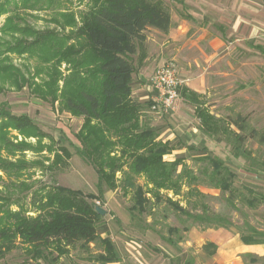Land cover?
<instances>
[{
  "label": "trees",
  "instance_id": "trees-1",
  "mask_svg": "<svg viewBox=\"0 0 264 264\" xmlns=\"http://www.w3.org/2000/svg\"><path fill=\"white\" fill-rule=\"evenodd\" d=\"M43 1L0 0V15L8 13L0 30L5 26L4 32L21 33L15 38V43L3 41L0 45L18 54L39 51L37 53L42 62L36 68V74L45 72V77L41 83L33 81L32 89L44 98L49 97L51 103L59 99L62 108L81 117L82 123L74 134L77 140L74 147L77 154L94 169L99 195L102 188L114 190L119 185L122 193L131 194V211L143 212L150 200H162L160 190L178 195L185 184L186 196L194 194L197 198L186 199L188 204L194 208L200 205L201 208L193 211L182 206L178 200L165 197L169 206L190 220V224L181 229L168 226L169 235L165 241L177 248L182 237L179 235L174 240L171 238L173 233L188 231L190 226H198L199 229L225 228V219L209 211L202 202L206 195L194 184L202 181L209 187L232 193L235 189L234 171L209 151L203 139L199 146L186 145L187 149L198 151L195 159L203 162L197 172L186 165L184 155L178 154L173 160H166L164 156L179 147L159 137V127L145 122V112L150 108L151 99L139 101L132 97L133 73L144 58L147 30L167 33L171 25L170 10L163 0H91L87 10L79 12V16L68 7L54 9L50 17L52 22L71 27L65 36L53 29L37 30L14 22V19L23 20L18 15L21 9L34 8L37 4L41 7ZM45 1L46 8H51L52 3L60 6L68 0ZM25 35L33 38L26 39ZM71 37L73 41L64 44ZM62 61L69 68L64 75L59 69ZM0 69H3L0 70L2 73L8 72L9 76L13 71L19 72L11 64L0 66ZM21 74H16L18 80ZM59 79L62 80L60 87L57 83ZM27 80L21 75V81ZM178 91L179 96L193 105L194 116L198 119L197 128L203 136L225 139L234 157L250 155V151L243 147L247 138L264 143V129L252 126L246 116L239 112L220 116L207 108L204 94L185 85ZM9 128L16 130L23 139L14 141ZM46 136L51 139L49 143L41 141ZM29 137H35L36 142L24 140ZM63 138L57 140L61 142ZM53 142L51 136L43 133L26 113L16 114L3 106L0 108V170L8 178H13L0 188V259L19 247L34 259H48L56 252V256L51 258L56 260L57 256L68 253L79 243L99 242L101 250L92 256L96 263L123 264L110 239L100 237L98 221L102 216L95 211V203L88 201L98 200L96 194L56 184L46 190L41 187L32 191L37 197L35 215L26 214L28 211L22 206L18 210L10 208L14 199L10 197L13 190L9 186H16L17 181V186L24 190L31 187L21 179L29 165H44L45 160H50L47 166L54 169L67 164L71 152L64 145L54 149ZM25 150L38 154L46 150L53 151V154L51 159L42 155L39 159L29 160L25 158ZM262 164L264 166V162ZM245 171L256 172L250 167ZM140 176L144 178V185L136 180ZM148 194L150 197H147ZM257 199L252 197L247 201L253 205ZM240 239L244 243L264 244V231L251 228L249 234H240ZM215 247L213 242L203 245L210 253ZM259 258L250 257V261L256 262Z\"/></svg>",
  "mask_w": 264,
  "mask_h": 264
},
{
  "label": "rangeland",
  "instance_id": "rangeland-1",
  "mask_svg": "<svg viewBox=\"0 0 264 264\" xmlns=\"http://www.w3.org/2000/svg\"><path fill=\"white\" fill-rule=\"evenodd\" d=\"M174 1L163 0L169 10L181 7L180 5L177 6V3L175 4ZM65 3L60 6L52 3L51 8H46V1L44 0L41 3V7L37 4L34 8L28 7L23 11L21 9L18 15L23 20L14 19V22L19 23V25L27 24L37 30L53 29L59 35L65 36L69 33L71 27L68 25L62 27L52 22L50 17L53 15L54 9L64 10L68 7V10L71 9L76 16H79V12L87 10L91 0H68ZM10 7L12 8L13 6L11 5ZM173 12L175 13V10ZM7 14L0 15V27L4 23ZM77 20L79 21V19ZM3 28L0 30V43L7 41L13 44L15 43V38L21 36L20 32L14 35L11 31H2ZM146 34L156 37L155 32L150 29L147 30ZM198 36H200L199 33L192 35V33L187 32L176 43H178L177 46L179 48L183 47L185 49L184 55L187 54L192 59L198 58V62L201 63L200 68L207 69V88L204 93H201L204 94L203 100L207 108L223 117L239 112L246 116L252 126L257 129H264V52L254 48L249 50V48L239 47L237 49L232 46V43H227L226 47H223V51L218 52L215 58L206 62L199 57V53L187 52L194 47L193 42L198 39ZM25 37L29 40L33 38L31 35H25ZM72 41L71 37L67 41H64V44ZM5 47L4 45H0V66L11 64L14 68L19 69V72L13 71L11 76H9L8 72L2 73L3 69H0L2 70L0 71V108L3 106L16 114L26 113L37 123L43 133L51 136L54 140V149H58L60 145H64L71 152L67 164L59 165L54 169H49L47 166L50 160H43L44 165H29L21 179L31 187L24 190V188L22 189L17 186V181L16 186H9L13 190L10 197L14 199V202L10 204V208L18 210L22 206L28 211L26 214L35 215L34 202L37 197L32 194L34 189L44 187L46 190L56 184L72 189H79L83 193L98 195V200L89 199L88 201L94 202L106 209V214L98 221L100 237H108L128 264H159L169 253L178 252V247L176 248L165 241V237L169 235L167 228L168 226H176L181 229L183 226L190 224V220L169 206L166 203L165 197L169 196L172 199L178 200L182 206H186L193 211L199 210L201 208L200 205L194 208L186 200L197 199L194 194L186 196L187 185L183 184L178 195H174L172 191L160 190L163 195L162 200L160 202L150 200V203L143 212L131 211L130 207L133 203L131 194L122 193L119 185L114 190L102 188V194L99 195L97 175L94 169L77 154L74 147V144H77L74 134L82 123L81 117H77L62 108L59 99L51 103L49 97L44 98L32 89L34 86L33 81L41 83L45 77V72L36 74V68L42 62L37 53L39 52L38 50H35L33 54L32 52L18 54L17 52L6 50ZM182 61L185 64L172 61L180 77H184L183 74H180V70L183 68L192 70L193 72L197 69L193 60L189 62L190 64H187L185 60ZM59 69L62 75L69 71L64 61L59 64ZM16 74L24 75L28 80L21 81V75H19L18 80ZM57 83L60 87L62 80L59 79ZM178 101L174 110L171 111L172 113H175L179 108ZM185 102L189 106L185 105L184 109L190 116H193V105L187 101ZM180 108L183 110L182 107ZM153 118L154 125L159 126L161 131H168L167 127L169 124H165V118ZM173 123L175 133L178 132L179 135H183V131L189 129L188 131H190L192 136H189L187 139L196 142L194 145L197 146H199L200 140L203 139L209 151L220 157L235 173L233 182L235 189L232 193L209 187L202 181L194 184L196 189H199L201 193L206 195L202 198V202L208 207L209 211L225 219V228H209V232H217L220 229L226 233L240 236V234H249L251 228L264 231V171H262L264 167L262 164L264 162V143L260 144L254 139L247 138L243 143V147L250 151V155L248 157H234L231 147L225 139H221V137L210 139L203 136L197 128L198 119L196 117L193 120L191 117L181 113V116L175 115ZM194 127L197 128L196 132L192 131ZM168 132L162 135V137L167 135ZM9 134L14 141L23 139L14 129L9 128ZM63 136L64 138L61 142L57 140ZM24 140L30 143L36 142L35 137L24 138ZM41 141L49 143L51 139L46 136ZM173 144L179 148L169 155H165L164 158L166 160H171L180 154L185 156L186 165L193 169V171L197 172L203 166L202 161L195 159L198 151L187 149L183 137L177 142L175 139ZM52 154L53 151L47 152L44 150L38 154L25 150V158L29 160L39 159L42 155H48L49 159H51ZM247 167L254 169L256 172H246L245 168ZM179 169L180 166L178 167ZM0 175L2 176L0 188H3L9 183L10 179H13L12 177L8 178L5 176L2 170H0ZM117 176L119 178L120 174L117 173ZM136 180L142 185L145 184L144 178L141 176L137 177ZM39 193L43 192L40 191ZM147 197H150V195L148 194ZM252 197H257L258 199L253 205H250L247 198L251 199ZM192 227L200 230L198 226H190L189 230ZM189 230H181L179 234L173 233L171 235V238L174 240H177L179 235L182 237L178 242L179 247H182V249L186 247L185 242L189 239ZM192 235H195L196 238L199 236L195 232ZM131 240L138 241L140 247L133 250L126 243ZM186 249L194 252L199 250V247L193 243L190 248ZM100 250L101 246L99 242H90L88 245L79 243L75 247L70 248L68 253L57 256L56 260H51V258L56 256V252H53L48 259H34L27 256L22 248L16 247L7 253L4 258L0 259V264H98L92 259V256ZM110 264H117V262ZM247 264H264V257L259 258L256 262Z\"/></svg>",
  "mask_w": 264,
  "mask_h": 264
},
{
  "label": "crops",
  "instance_id": "crops-1",
  "mask_svg": "<svg viewBox=\"0 0 264 264\" xmlns=\"http://www.w3.org/2000/svg\"><path fill=\"white\" fill-rule=\"evenodd\" d=\"M174 3L181 7L172 8L175 13L170 10L171 25L168 32L162 33L156 29H150L155 32L156 37L146 36L144 58L142 64L136 67L132 82V97L139 101L151 99L153 96L154 92L148 90L147 82L154 67L173 60L182 64H185L182 60L187 61V64L193 60L197 67L194 72L185 68L180 70V74L184 76L181 77L184 80L183 85L198 93L205 92L207 69L200 68L201 63L198 62V58L192 59L187 54L184 55L185 49L179 48L176 43L187 32L200 35L193 42L194 47L187 52L199 53V57L206 62L215 58L218 52L223 51L227 43H232V46L237 49L239 47L249 48V50L254 48L264 52V0H175ZM178 100L179 108L175 113L157 114L147 109L144 116L145 122L156 126L153 124V117L165 118V124H169L167 127L169 132L161 131V128L156 126L160 128L159 137L168 132L162 137L163 140L173 143L175 139L177 142L183 137L186 145L196 144L191 139H187L192 136L189 129L183 131V135L175 133L173 125L175 115L181 116L182 113L195 119L194 113L190 116L184 109L185 105L189 106L186 100L181 96ZM192 131L196 132L197 128L194 127ZM209 231V228L196 230L192 227L189 230V239L185 242L186 247L182 249L178 245V252L169 253L168 257H164L159 264H247L253 263L250 257L264 256L262 243H244L239 235L229 234L220 229L212 233ZM194 232L199 234L198 238L192 235ZM206 242H213L216 245L212 253L203 248ZM193 243L199 247V250L191 252L186 249ZM119 256L123 264H128L121 254Z\"/></svg>",
  "mask_w": 264,
  "mask_h": 264
},
{
  "label": "built area",
  "instance_id": "built-area-1",
  "mask_svg": "<svg viewBox=\"0 0 264 264\" xmlns=\"http://www.w3.org/2000/svg\"><path fill=\"white\" fill-rule=\"evenodd\" d=\"M184 80L178 75L172 62H164L152 71L148 77L147 88L152 90L150 110L157 114H166L174 110L179 98V87ZM133 250L140 247L138 241L126 242ZM129 252L130 250L127 249Z\"/></svg>",
  "mask_w": 264,
  "mask_h": 264
},
{
  "label": "water",
  "instance_id": "water-1",
  "mask_svg": "<svg viewBox=\"0 0 264 264\" xmlns=\"http://www.w3.org/2000/svg\"><path fill=\"white\" fill-rule=\"evenodd\" d=\"M94 209H95V211H96L99 215H101V216H103V215L106 214V209L103 208V207L100 206V205L95 204Z\"/></svg>",
  "mask_w": 264,
  "mask_h": 264
}]
</instances>
